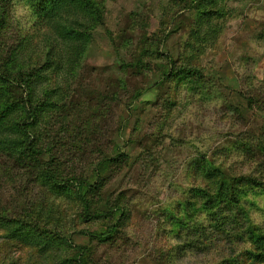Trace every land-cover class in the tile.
Segmentation results:
<instances>
[{"label":"rangeland","instance_id":"374dc122","mask_svg":"<svg viewBox=\"0 0 264 264\" xmlns=\"http://www.w3.org/2000/svg\"><path fill=\"white\" fill-rule=\"evenodd\" d=\"M43 3L0 0V264H264V0H91L84 44Z\"/></svg>","mask_w":264,"mask_h":264},{"label":"trees","instance_id":"16d2710c","mask_svg":"<svg viewBox=\"0 0 264 264\" xmlns=\"http://www.w3.org/2000/svg\"><path fill=\"white\" fill-rule=\"evenodd\" d=\"M44 1V6L42 9H44L45 7V11L47 10V14H45V20H47L48 22L52 19H54L57 16L58 12L61 13H68L70 14L71 12H73L72 15V20H71V24L69 26L63 27L61 28L62 31H64V33L66 35L71 36V38L80 41L82 44L85 43V34L83 33L84 28L89 27L88 25H83L82 21L80 20L81 14H83L85 17H87V19L85 20L86 22H93L94 19V12L92 9V3L91 0H43ZM78 14V18H76V15ZM83 27V28H80ZM83 48V47H82ZM184 73L187 75H192V74H196V70L191 69V68H184L183 70L178 71V70H171L170 74L171 76L173 75H177L178 73ZM0 79L4 80V81H8L11 83H17V85H19V87H23L22 84H20V82H18L17 80L12 79L8 74H5L3 72H0ZM27 114L28 117L32 120L34 117V113L36 112V110L34 108H31L29 106H27ZM28 151L30 152H36L39 153L41 151L36 150V148H33V146H29ZM51 179L55 182H57L53 177H51ZM251 178H245L246 182H251L254 183V181L250 180ZM69 182L74 184V187L77 191V194L79 195L81 202H82V206H83V215L84 216H88L91 218H97V217H111L114 215V211L119 210V208H112L108 211H96L94 213L91 212V203L90 200L85 196V194L82 193L81 190V185L84 183V180H77L76 178H71L70 180H68ZM120 216L117 218L118 220L121 219L122 217V212H120L119 214ZM112 229L109 228L108 231H111ZM109 234V233H107ZM91 236L97 237V238H102L103 236H105V233H100V234H90Z\"/></svg>","mask_w":264,"mask_h":264}]
</instances>
